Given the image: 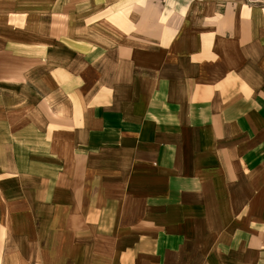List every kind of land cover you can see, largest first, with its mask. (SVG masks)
Wrapping results in <instances>:
<instances>
[{"label": "crops", "instance_id": "crops-1", "mask_svg": "<svg viewBox=\"0 0 264 264\" xmlns=\"http://www.w3.org/2000/svg\"><path fill=\"white\" fill-rule=\"evenodd\" d=\"M141 5L0 0V264H264V0Z\"/></svg>", "mask_w": 264, "mask_h": 264}, {"label": "rangeland", "instance_id": "rangeland-1", "mask_svg": "<svg viewBox=\"0 0 264 264\" xmlns=\"http://www.w3.org/2000/svg\"><path fill=\"white\" fill-rule=\"evenodd\" d=\"M143 31L150 30L151 24L156 23L158 30L177 29L181 27L182 18L188 15L189 23L196 28L209 29L202 24V16L220 12L230 14L231 0H140ZM253 3L254 0H244ZM188 13V14H187ZM184 15V16H183ZM183 16V17H182ZM157 17L156 22L154 18ZM152 19V20H151ZM152 22V23H151ZM204 23V22H203ZM213 25V24H212ZM210 25V26H212ZM168 27V28H167ZM154 28V27H152Z\"/></svg>", "mask_w": 264, "mask_h": 264}]
</instances>
